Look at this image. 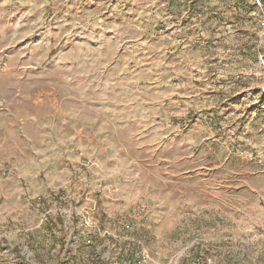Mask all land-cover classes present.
Wrapping results in <instances>:
<instances>
[{
    "label": "rangeland",
    "instance_id": "374dc122",
    "mask_svg": "<svg viewBox=\"0 0 264 264\" xmlns=\"http://www.w3.org/2000/svg\"><path fill=\"white\" fill-rule=\"evenodd\" d=\"M0 264H264V0H0Z\"/></svg>",
    "mask_w": 264,
    "mask_h": 264
},
{
    "label": "built area",
    "instance_id": "2783aa9c",
    "mask_svg": "<svg viewBox=\"0 0 264 264\" xmlns=\"http://www.w3.org/2000/svg\"><path fill=\"white\" fill-rule=\"evenodd\" d=\"M260 4V2H258Z\"/></svg>",
    "mask_w": 264,
    "mask_h": 264
}]
</instances>
